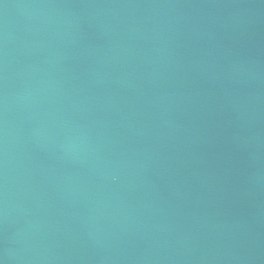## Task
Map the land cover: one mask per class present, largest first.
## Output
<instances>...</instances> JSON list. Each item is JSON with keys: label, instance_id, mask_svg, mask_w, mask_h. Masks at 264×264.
<instances>
[{"label": "water", "instance_id": "obj_1", "mask_svg": "<svg viewBox=\"0 0 264 264\" xmlns=\"http://www.w3.org/2000/svg\"><path fill=\"white\" fill-rule=\"evenodd\" d=\"M0 264H264V0H0Z\"/></svg>", "mask_w": 264, "mask_h": 264}]
</instances>
